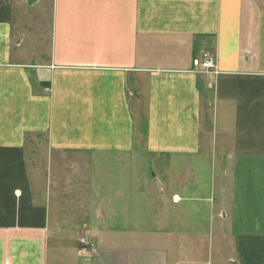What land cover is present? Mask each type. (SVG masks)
Returning <instances> with one entry per match:
<instances>
[{"label":"crops","instance_id":"1","mask_svg":"<svg viewBox=\"0 0 264 264\" xmlns=\"http://www.w3.org/2000/svg\"><path fill=\"white\" fill-rule=\"evenodd\" d=\"M0 264H264V0H0Z\"/></svg>","mask_w":264,"mask_h":264},{"label":"rangeland","instance_id":"2","mask_svg":"<svg viewBox=\"0 0 264 264\" xmlns=\"http://www.w3.org/2000/svg\"><path fill=\"white\" fill-rule=\"evenodd\" d=\"M187 204H191V203H187ZM192 204H195V203H192ZM201 228L204 229L205 232L207 233H203V235L201 236V239L199 240V243L196 242L198 241V238L197 240H194L195 237H192L193 239H190L191 241H188L189 239L184 238V239H181L180 243H178L180 247L183 249H188L189 246L191 245H194V246L200 245L202 248L205 247V249H207L209 253H214V255H216L217 253L220 254L221 258H227L230 255H232V252H234V250H232L231 247H228L225 245L222 246V244L217 241L219 239V236L217 235V232L216 233L214 232L215 231L214 227L206 226V227H201ZM185 232H189V231L185 229ZM260 244L262 245V243Z\"/></svg>","mask_w":264,"mask_h":264},{"label":"built area","instance_id":"3","mask_svg":"<svg viewBox=\"0 0 264 264\" xmlns=\"http://www.w3.org/2000/svg\"><path fill=\"white\" fill-rule=\"evenodd\" d=\"M193 67L199 73H212L215 70L214 58L210 53H204L202 58H195L193 60ZM177 201V197H175ZM90 237L82 236L79 239V245L85 247L90 244Z\"/></svg>","mask_w":264,"mask_h":264}]
</instances>
